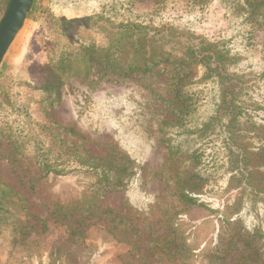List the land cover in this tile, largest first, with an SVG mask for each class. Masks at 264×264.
<instances>
[{
  "label": "trees",
  "instance_id": "trees-1",
  "mask_svg": "<svg viewBox=\"0 0 264 264\" xmlns=\"http://www.w3.org/2000/svg\"><path fill=\"white\" fill-rule=\"evenodd\" d=\"M10 1L0 0V22ZM135 1L139 0H114L111 8L127 13ZM217 2L229 15L231 36L224 40L197 34ZM112 9L67 20L56 16L52 4L34 0L29 15L41 18L47 29L56 28L52 30L56 58L45 66L40 87L9 82L0 75V87L5 90V96L0 95V148H7L6 156L12 164H31L39 180L76 173L94 177L80 200L55 209L61 216L88 212L103 196L124 189L140 170L138 163L123 154L95 157L81 146L69 145L65 136L82 138L80 133L75 128L58 126L57 130L54 125L37 124L29 113L30 106H55L57 91L73 78L127 80L136 74L152 73L163 63L182 71H178L179 82L187 78L193 81L195 73L200 78L195 81L204 91L183 92L179 126L186 119L195 122L194 115L210 108V114L196 121L194 130L183 131L182 135L190 141L192 136L201 142L207 140L212 159L218 149L221 151L228 183L217 192L222 195L212 197V204L201 199L203 193L197 191L178 193L185 212L178 215L182 222L176 231L178 240L169 244L176 250L172 255L181 256L178 264H224L234 253H241L236 264H264V164L255 162V157L264 159V71L256 70L260 66L253 42V35L264 29V0H155L144 17L129 16L124 23L114 21ZM173 141L164 137L170 156L182 160L181 142L175 145ZM196 151L201 156L205 152L195 148V156ZM179 178L185 185L186 177ZM14 213L31 218L22 197L0 181V221L6 223L8 215ZM203 221L214 223L209 245L214 246L215 254L209 258L202 253L209 245L201 241L198 231ZM14 230L17 243L35 231L24 222L15 224ZM77 230L67 239L71 248L62 253L66 264H84L76 252L81 247L74 242ZM252 254L261 259H253Z\"/></svg>",
  "mask_w": 264,
  "mask_h": 264
},
{
  "label": "rangeland",
  "instance_id": "rangeland-1",
  "mask_svg": "<svg viewBox=\"0 0 264 264\" xmlns=\"http://www.w3.org/2000/svg\"><path fill=\"white\" fill-rule=\"evenodd\" d=\"M44 1L53 5L56 16L67 20L98 15L114 5V0ZM154 3L155 0L135 1L127 13L112 9L111 16L116 23H124L129 16L144 17ZM52 30L56 28L47 29L41 18L29 15L0 66L2 78L40 87L45 66L56 58V37ZM197 34L212 40L231 36L229 15L218 2ZM253 42L257 50L255 58L260 66L256 70L260 68L259 71L263 72L264 29L253 35ZM178 71L174 66L163 63L152 73L136 74L127 80L98 82L95 76L91 81L73 78L57 91L58 103L55 106H30L29 113L37 124L54 125L57 130L58 126L75 128L82 138L68 139L65 136L69 145L81 146L99 158L123 154L135 160L140 170L124 189L100 198L94 209L61 216L55 212L56 206L80 200L93 184L94 177L76 173L39 180L31 164L9 162L7 148L2 146L0 181L22 197L31 218L14 213L8 215L6 223L0 221V264H66L62 253L71 248L67 239L77 229L74 242L81 245L76 252L84 264L181 262L179 254L173 257L176 252L174 246H169L173 245V240H178L176 231L182 226L178 215L185 212L178 193L197 191L203 193L201 199L212 204V197L222 195L217 192L227 185L228 175L223 174V155L219 149L216 158L212 159L207 140L201 142L197 136L190 138L193 141L183 138V131L194 130L196 121L200 122L211 111L207 106L194 115L195 122L186 119L179 126V121L183 120L180 116L184 105L183 92L202 91L203 85L195 81V73L193 81L187 78L179 82ZM196 79L200 81V78ZM3 89L0 87L1 96H5ZM181 126H186V129ZM165 136L173 138L175 145L181 142L182 160L170 156ZM215 140L218 147L219 141ZM195 148L205 151L203 156L196 151V157ZM255 162L262 165L264 159L255 157ZM179 177H186L185 185L178 181ZM196 217L203 219L204 215L196 214ZM19 222L34 227L35 231L17 243L14 226ZM187 224L186 227L189 226ZM198 229L201 241L211 244L214 223L203 221ZM214 249L209 245L202 253L209 258L215 254ZM242 256L234 253L224 264H236ZM259 256L251 255L258 261L261 259Z\"/></svg>",
  "mask_w": 264,
  "mask_h": 264
},
{
  "label": "water",
  "instance_id": "water-1",
  "mask_svg": "<svg viewBox=\"0 0 264 264\" xmlns=\"http://www.w3.org/2000/svg\"><path fill=\"white\" fill-rule=\"evenodd\" d=\"M34 0H11L0 22V66L22 30Z\"/></svg>",
  "mask_w": 264,
  "mask_h": 264
}]
</instances>
